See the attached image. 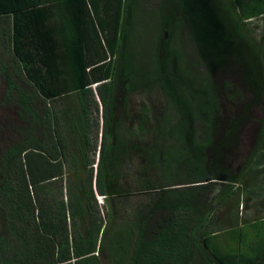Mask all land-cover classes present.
Here are the masks:
<instances>
[{"label": "trees", "instance_id": "16d2710c", "mask_svg": "<svg viewBox=\"0 0 264 264\" xmlns=\"http://www.w3.org/2000/svg\"><path fill=\"white\" fill-rule=\"evenodd\" d=\"M90 1L0 0L21 121L0 156V264H264V0ZM219 70L244 90L223 84L240 110L222 128ZM154 86L168 106L133 116Z\"/></svg>", "mask_w": 264, "mask_h": 264}, {"label": "rangeland", "instance_id": "374dc122", "mask_svg": "<svg viewBox=\"0 0 264 264\" xmlns=\"http://www.w3.org/2000/svg\"><path fill=\"white\" fill-rule=\"evenodd\" d=\"M155 2L154 0H151V2ZM150 1H146V5L144 7L145 11L144 13L147 14L150 10H152L148 5L152 4ZM148 4V5H147ZM154 17V16H153ZM143 20V21H142ZM142 22L139 25V31H142V39H144L145 42H143V53L148 55L149 49L151 47L152 42V36L154 34L152 25L147 27L143 24V22L146 21V18L143 16ZM251 28L256 29L259 28L261 25L259 20H254L251 23ZM142 27V28H141ZM150 36V37H149ZM151 39V41H150ZM149 43V44H148ZM178 46L182 49L184 52L186 58H191V47L188 42L185 41L183 37L178 38ZM113 66L114 65V59L110 62ZM215 82H217L219 91L221 93L220 99H221V117H220V127L222 128L228 118V115L230 111H233L234 113H238L240 110V107H238L236 104H233L232 102L228 101L226 97L224 96L225 93L223 91V84H233L236 88H238L241 91H244L242 89V86L238 79H235L234 77H229L228 75L224 74L222 71H218L215 76ZM96 86L92 87V90L95 92V96L97 101L98 97L96 95ZM6 95H7V84L4 77L0 76V156L5 152L7 147L14 144L18 140V132L17 128L20 126L21 121L18 114V109L15 104L6 102ZM168 106V103L162 94L161 89L158 86H154L149 92L140 94L136 93L131 96L130 98V109L132 111V115H138L143 109H154L156 112H161L164 108ZM134 119V118H132ZM128 123V122H127ZM129 125V123H128ZM198 130L200 135L202 136L204 133L203 126L199 123L198 124ZM253 136V124L249 125L245 132L241 135L240 142L238 144V147L235 150V159L234 164L237 166L238 163L246 156L250 145H251V138ZM98 156H96V162L97 164ZM142 165L141 159H136L133 163L127 164V169L125 174H129V182L133 180V177L135 176L136 172L139 170ZM97 167L94 165V170H96ZM103 198L98 196V202L99 204L103 203ZM242 210V209H241Z\"/></svg>", "mask_w": 264, "mask_h": 264}, {"label": "crops", "instance_id": "0c3cea01", "mask_svg": "<svg viewBox=\"0 0 264 264\" xmlns=\"http://www.w3.org/2000/svg\"><path fill=\"white\" fill-rule=\"evenodd\" d=\"M53 0H44V3H51ZM121 0H91L92 3L91 8H94L97 10L98 13H103L106 11H115V8H117V4H119ZM123 2V0H122ZM61 14L65 11V9L61 6L58 8V10Z\"/></svg>", "mask_w": 264, "mask_h": 264}]
</instances>
